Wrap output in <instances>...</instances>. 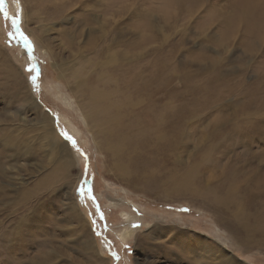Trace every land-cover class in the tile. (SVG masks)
I'll return each instance as SVG.
<instances>
[{"label":"rangeland","instance_id":"374dc122","mask_svg":"<svg viewBox=\"0 0 264 264\" xmlns=\"http://www.w3.org/2000/svg\"><path fill=\"white\" fill-rule=\"evenodd\" d=\"M27 1L44 11L47 7L55 11L57 5L52 7L50 0ZM79 1L72 0L73 6L67 8L70 16L66 13L67 17L60 19L64 23L58 26L54 19L58 13L44 16L29 10L26 0H0V127L7 133L13 128L25 130L22 120L35 117V111L28 108V97L53 120L55 132L75 155L74 199L80 216L89 224L93 244H85L75 235L76 226L62 199L63 206L58 203L56 209L47 206L52 200L48 195H41L31 205V189L24 192L16 183L11 190L6 189L10 194L0 201L16 208L0 212L1 225L8 222L6 228H0V264H101L102 258L110 264H193L204 259L200 256L203 251L205 255H221L227 264H264V233L257 234L262 236L258 246L244 247L240 240L246 231L222 208L223 199L232 196L236 187L241 193L226 203H234L229 208L232 211L257 199L253 185L264 193V0ZM247 7L252 14L242 13ZM18 9L25 12L23 15H37L36 20L21 18ZM49 16L53 20H48ZM110 24L118 25L123 41L133 35L132 43L102 50L99 58L93 51L82 52L79 59H65L71 34L80 42L77 47H84L93 36L109 31ZM152 48L155 59L168 55L169 78L173 80L167 81L168 93L160 92L156 98L166 94L173 104L172 113H180L176 117L179 121L170 126L169 148L163 157L151 158L146 170L151 177L128 178L133 182L128 185L112 174L117 172L109 169L110 159L105 162L107 157L97 149L69 87L80 95V88L103 86L97 90L109 91L115 101L119 93L109 75L132 65L147 70ZM75 71L79 77H86V84L71 78ZM33 76L37 77L35 82ZM129 78L126 74L122 84L125 95L137 94L142 101L134 108H141L147 104V97ZM145 89L149 92L151 86ZM156 98L150 110L162 105ZM252 98L260 103L248 107ZM82 102L88 100L83 98ZM184 104L198 110L187 123L181 119ZM246 113L258 118L228 125L229 114L241 119ZM129 116L124 108L123 121H131ZM35 158L29 162L23 157L18 163H26V170L31 171ZM26 170L18 175L28 183L33 172L26 176ZM29 185L34 183L30 180ZM242 185L246 187L242 189ZM166 192L171 193L169 199L162 197ZM20 217L19 231L24 224L26 233L36 224L37 228L48 226L39 241L33 243V235L23 236L24 242H19L21 238L10 244L6 241V235L13 239L8 233ZM154 226L158 230L153 231ZM140 233L148 236L141 238L137 247ZM245 240L253 244L248 234Z\"/></svg>","mask_w":264,"mask_h":264},{"label":"bare ground","instance_id":"6f19581e","mask_svg":"<svg viewBox=\"0 0 264 264\" xmlns=\"http://www.w3.org/2000/svg\"><path fill=\"white\" fill-rule=\"evenodd\" d=\"M26 4L27 6L29 5L28 6L29 10H32L34 12L39 11V13L43 14L44 16H47L49 12L54 14L58 13V15L55 16L56 18H54L57 19L56 23L58 24V26H61L60 24L64 23L61 22L60 19H62L63 17H67V14L70 13V10L67 11L68 6H73L72 0H50V5L52 7L56 5V9L54 8L55 11L49 9L48 7L44 11L43 9L42 10L39 9V5L37 3L31 4L26 0ZM17 12L20 13L21 18L22 16L25 17V19L30 17L31 20L32 19L36 20L37 18V15L36 17H33L35 14H29V16H27L26 14L23 15V13L25 12H23L21 9H18ZM242 13H245V15L246 13L252 14L251 10L248 7L246 9H243ZM61 14L64 15L62 16ZM70 14L68 16H70ZM47 19L53 20V17L49 16ZM51 24L53 25V23ZM109 27H110L109 31L106 30L105 32H102V34L99 37L93 36L91 39H89L87 43H85L84 47L83 46L77 47L79 46L80 42L74 38L73 34H71L70 31H68V33L71 34V40L69 41L70 46L67 45L66 46L69 48L70 51L67 53L68 57L65 59L68 58L79 59L81 57L82 52L90 53L93 51H95L96 57L99 58L100 51L102 50L109 51L115 47H125L132 43L133 35L130 36L128 40L123 41L122 40L123 37H121V35L124 36V34L120 32L118 25L112 24L111 27L110 24ZM59 28L53 29V31H58ZM60 29L63 30L62 28ZM89 29L93 30V28L91 27H89ZM88 31L89 30L87 29L86 33ZM81 33H79L80 36ZM148 35L152 41L153 39L152 37L154 36L151 34V32ZM63 43L65 45V42ZM40 46H42V44ZM42 51L44 52L47 50L43 49ZM71 51L73 53H71ZM154 53L155 51L153 50V48L150 49L148 52L149 65L147 70H143L140 66L132 65L131 67H127V68L120 67L116 69L117 71L114 72L115 73L114 76H112V74L109 75V80L111 85H115L116 88L115 91L119 93V95H115L116 102L114 101L113 95L109 91H105V89L97 90L104 88L103 86L96 85V87L93 86L86 88L79 87L81 89L80 95L74 92L73 90H71V88L69 87L70 94L72 95L74 100L78 103L82 111L81 113H83V116L85 118L84 120H86V123L89 124V130L91 131L93 138H95L97 149L99 150V152L103 153L105 157H107L105 158V162L108 159H110V161H107L109 163L108 164L109 169L117 172V174L116 173H112V174L117 178L121 177L119 178L120 180L125 179L124 181L128 185L130 183H133L129 181L128 178L129 179L134 178L136 181L137 179L148 180L151 177L150 173L146 171L150 169V163L152 162L151 158L163 157V154L165 152L164 150L169 148L168 134H169L170 126L172 123L179 121L178 119H176V117L180 113H172L173 104L170 102L168 96L166 94H163V98L161 99L156 98V96L159 95L160 92L164 91V93H168L167 81L168 79H171L169 78L171 67L168 61V55L155 59L153 55ZM152 55L153 57L150 58ZM58 68L59 67H57V69ZM173 69L174 68H172V70ZM117 73H120L121 77L116 75ZM77 74L78 71L73 72L72 73L73 76L71 78L73 80L81 81L85 83L83 79H85L86 77L85 78L79 77ZM126 74L130 75L129 80L136 85L138 91L140 93H143L147 97V104L141 107L143 108L141 113H137V111L141 108H134V106L139 104L142 101V99L137 97L138 95L135 93L132 95H125L124 92L125 87H123L122 84L126 83ZM58 77L60 78L59 75ZM145 86H151V90L149 91L150 93L145 89ZM27 97L28 95L26 96V98ZM83 98H86L88 102L83 103L82 102ZM155 98L157 99L158 102L160 101L162 105L159 106L157 110H150V105L153 103V100ZM27 99L29 100L28 108H31L35 111L34 113L35 117L30 121L22 120L25 125L24 126L25 130L19 128H13L10 129V131L8 130L9 132L7 133L4 128L0 127V133L3 134V135L0 134V139L4 140L0 142V178L3 179L0 181V201L2 199H5L10 194V193L7 194L6 189L10 188L11 190L12 186L16 185V183L20 184L19 190L23 189V191L25 192L26 188L31 189L30 190L31 195H28L30 196L29 202L31 205L32 203L36 202L35 199L39 198L40 200L41 195H48L52 200H50L47 203V206L48 207L54 206L56 209V206L58 207V203L60 204V207L63 206L60 203V199H62V201L65 203V209L67 210V215L70 217V219L73 220L76 226L75 235L81 236L85 244L91 245L93 243L89 232V224L86 218H82L80 216V210L77 205L78 203H76L74 199V188H75L74 182L76 177H74L75 175L73 176V169L75 168V155H73L69 146L55 132V127L53 126V120L50 119L47 113L41 111L40 107L35 103V101L32 98L28 97ZM253 103L258 104L260 103V101L255 100V98H252L247 104V106L250 107ZM180 104L182 105L183 103ZM184 105H185L184 107H180L181 109H183L181 119L183 120L184 123H187L192 116L196 115L198 110L192 109V107L186 104ZM124 108H126V110L131 113V116L129 117H133L132 120L129 122L123 121L124 119L122 118V111ZM255 115L256 114L246 113L243 118L238 119L237 117L231 116V114H229V116L227 117L229 121L228 125L230 127H233V126H237L238 124H243L250 118H258ZM150 120L151 122H149ZM236 120L238 123H236ZM35 156H36L35 158L36 161L33 165V168H31V171L28 168L26 170L25 167L27 165L26 163H24L23 165L18 163V160H20L23 157L24 159L28 158V160H30L29 162H31L33 160L32 158H34ZM156 161H158V159ZM25 170H26V176H31L32 172H33L32 177L37 175L36 180H32L31 177L30 179L31 183H34V185L31 187L29 185L30 180H28L27 183L22 180L21 176L18 175V172H20L21 174V172ZM144 173L146 174V176ZM72 176L74 178H72ZM70 182H71V187L68 188ZM247 185L249 186L251 184L248 183ZM244 187L246 186L242 185V189H244ZM252 187H254V190L256 191L254 193V196L257 199L252 198L251 204H242L238 207L237 205H235L237 207L235 211L229 209L231 207L230 205L233 204L234 206V203L232 204L231 203L226 204V203L232 199L234 200L237 195V192L241 193L236 187V190L234 191L232 196L223 199L224 205L222 206V208H224L228 212L230 220L236 223L237 225H239L240 228L246 231L245 232L246 234L244 235L242 234L243 237L240 240L242 241V243L240 244H242L244 247H251L254 245L258 246L257 240H259L262 236H257V234L264 233V197H263L264 193L261 191L260 188L258 189L256 185H253ZM172 191L173 189L169 188V192ZM57 192H59V194ZM169 192H166L162 197H165V199H169L171 197V193ZM211 204L213 206V202ZM8 207L12 208L13 210L16 209L14 205H10L8 203L5 204L0 203V212ZM31 209L32 208L29 206L28 210L31 211ZM252 210L254 211V214L252 213ZM230 212L232 213L230 214ZM21 217L18 219L19 221L16 227L10 230V232L8 233V235L9 236L11 235L13 239L9 238L6 235V241L10 244L14 242L16 239L21 238L19 242H24L22 237L29 235H33L34 237L33 243L39 241L41 235L45 233L48 226H41L40 228H37L38 225L36 224V227L34 229L26 233L27 225L24 224L21 230L19 231V227L22 225ZM48 221L50 223L49 218ZM2 223L3 226L1 225L0 222V228L2 227L6 228L8 222L6 225H5V221H2ZM70 223L71 222H69L68 224ZM244 223H248L250 225ZM152 230L155 231L158 230V228L154 226ZM160 231L161 233L162 232L164 233L163 229H161ZM160 231L159 232L156 231V232L160 233ZM247 234L249 235V238H251L253 241L252 245L248 244L245 240L247 238ZM139 235H141V233ZM144 236H148V235L144 234L137 238L136 240L137 247L140 246L139 243H142L141 238H143ZM12 253H14V251H12ZM12 253L10 255H12ZM16 253L22 254L24 253V251L16 252ZM203 253L200 256L204 257V259H198V261H194L193 264H215L216 262L217 264H227L229 262L227 261V259L221 257V255L218 254L213 255V253L210 254V252L208 255H205V251H203ZM167 255L169 256V254ZM12 258H14L13 255ZM102 259L104 260H101L102 261L101 264H110L108 259L106 258H102ZM188 259L192 262L191 258ZM24 263H27V260H24Z\"/></svg>","mask_w":264,"mask_h":264},{"label":"snow or ice","instance_id":"6c2138e0","mask_svg":"<svg viewBox=\"0 0 264 264\" xmlns=\"http://www.w3.org/2000/svg\"><path fill=\"white\" fill-rule=\"evenodd\" d=\"M13 24H14V26H15V24H16V19H15V18H13ZM17 30H18V29H17ZM25 42L28 43L27 40H26ZM31 79L33 80V82H35V80L37 79V77L33 76V77H31Z\"/></svg>","mask_w":264,"mask_h":264}]
</instances>
